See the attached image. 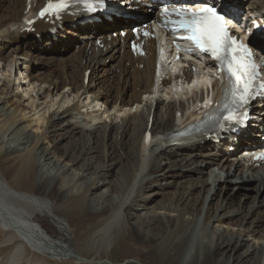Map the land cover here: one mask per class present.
<instances>
[{
	"label": "bare ground",
	"instance_id": "bare-ground-1",
	"mask_svg": "<svg viewBox=\"0 0 264 264\" xmlns=\"http://www.w3.org/2000/svg\"><path fill=\"white\" fill-rule=\"evenodd\" d=\"M247 6L260 12L264 0H249ZM24 10L25 0H0V131L8 137L3 134L0 137V248L8 247L2 264H51L70 261V257L79 254L94 257L93 263L102 264L110 258L114 246L126 264L131 259L137 262L146 257L153 264H184L185 243L193 235L190 226L202 215L191 194L198 190L205 198L213 189L212 197H221L229 184L231 192L240 196L237 211H226L233 205L234 197L225 206L217 205L216 216L209 214V210L205 213L204 236L187 264H264V237L258 236L263 242L255 243L249 239L252 236L256 239L254 230L243 234L245 230L222 229L242 213L245 216L238 226L243 225L248 215L260 212L264 215V167L244 166L235 159H227L223 153H215L205 137L178 141L175 145L166 140L174 133L177 108L182 109L186 103L185 99L178 102L174 98L186 93L176 85L169 90L170 83H165L164 90L152 91V49L146 61L134 59L124 49L120 53L118 39L110 43L118 54L96 49L94 39L101 29L108 27L105 22L76 26L73 31L57 32L53 38L47 35L48 25L38 23L36 33L41 39L36 41L33 34L22 32ZM71 44L77 47L76 53L64 58L72 49ZM63 50L65 54H61ZM106 59L110 60L109 65L105 64ZM37 63L41 67H36ZM139 64L144 65L143 69L138 68ZM87 70L90 72L84 84ZM25 80L27 83H23ZM191 93L197 94L189 88L188 94ZM159 94L165 100L156 99ZM82 96L92 98L86 108L93 104L97 112L100 107L104 110L93 115L86 109L83 114ZM165 101L172 105L162 115L157 109ZM30 113L37 116L35 120L28 118ZM77 115L92 123L110 122L105 128L108 127L111 145L100 137L91 143L76 133L81 130L79 121L67 125H56L53 121L75 119ZM151 116L153 138L148 145L143 144V136ZM113 119L123 120L125 130L120 133V144L119 128ZM55 127L63 132L55 137L60 140L69 137L71 149L68 145L60 148L53 141L50 144L55 145H49L48 133ZM73 134H79L78 138L73 139ZM97 156L101 162L90 169V161ZM228 165L229 170L230 166L235 169L233 179L226 174ZM212 167L219 172L209 173ZM111 173L115 174L112 182L107 180ZM152 175L159 176L149 181L151 191L159 189L162 180L167 187L171 182L166 180L176 179L179 184L173 185H178L183 193L168 203L151 204V199L140 198L130 206L132 213L127 210L129 207L122 210L136 180ZM156 195L158 192L152 197ZM200 206L203 207V200ZM43 217L58 224L62 241L44 229ZM262 217L256 223L264 220ZM78 219L88 228L75 246L70 225ZM84 263L75 260L73 264Z\"/></svg>",
	"mask_w": 264,
	"mask_h": 264
},
{
	"label": "rangeland",
	"instance_id": "rangeland-1",
	"mask_svg": "<svg viewBox=\"0 0 264 264\" xmlns=\"http://www.w3.org/2000/svg\"><path fill=\"white\" fill-rule=\"evenodd\" d=\"M65 53L66 52H61V54H65ZM67 53L68 54L63 56L64 58H68L71 55V51H69ZM21 64H23L22 61H20L19 65H21ZM36 67H38V68L41 67V64L37 63ZM23 68H24V65H21V69H23ZM23 83H27V81L25 80ZM90 101H91V99H87L85 96H82L81 100H80V102H81V104L83 106L88 105V103H90ZM23 105H25V102H24ZM168 105H172V103L167 102V101L161 102V104L158 106L157 111L161 112V114L164 115ZM91 106H93V105H91ZM175 106H177V105H175ZM94 108H96V107H94ZM94 108H91L92 109V111H91L92 113L91 114H93V115L99 114V113H97V110L94 109ZM54 109L52 110V112L54 111ZM86 109H88V108H84L83 110H81V112L82 113L86 112ZM33 114L34 113H30V115H28V118L30 117L32 120H35V118L37 116H33ZM50 114H51V112H50ZM140 114H138L136 116L138 117V116H140ZM121 117L124 118L123 116H121ZM53 121H55L54 124H56V125H62V124L63 125H67L68 122L79 121V125L81 127V130H78V132H76V133H80V135L83 138H86L91 143L93 141H95L97 139V137H100V138H104V142L106 143V145H111V139H109V136H108L109 133H108V130H107L108 127L105 128V126L109 125L110 122H105L104 123V121H101L100 123H98L97 125L94 126L92 124L93 121L90 122L89 119H86V118H84V116H81V115H77L75 119L63 118L60 121H58V118H56ZM107 121H109V120H107ZM111 121L113 123H115V126H116L117 129L119 128V135L117 136V143L120 144L121 138H122L120 133L121 134L124 133V130H125L124 129V125H122L123 120L122 121L117 120L115 122V120L113 119ZM94 123H96V122H94ZM52 130H54V133H52ZM59 133H63V132H58V127H55L54 129L50 128L49 133H48L49 134V145L52 147L55 144H59L60 148H64L67 145L68 146L71 145V144H69L70 143V141H69L70 138L69 137L66 138V139H63V140H60V138L55 137V135H57ZM2 134H3V132L0 131V137H1ZM113 134H112V136H113ZM52 135H53V137H52ZM78 135L79 134H73V136H74L73 139H75V138L77 139ZM2 136L3 137H5V136L7 137V134L4 133ZM126 139H127V137H126ZM51 141L56 142V143L51 145L50 144ZM69 149H71V146H69ZM98 150L101 151V147ZM88 156L89 157H93V155H91V154H89ZM187 159H189V158L187 157ZM162 161H164V160H162ZM90 162H91V168L90 169H92V168L98 166V164L101 162V160H100V157L97 156L96 158L92 159ZM227 167H229V165ZM209 169H210L209 173H211V171H213V170L219 172L218 168H216V167H212V168H209ZM221 170H224V169H221ZM226 171H227V173H226L227 176H230V179L231 178L233 179L232 175H234L235 171H232V172H231V170L229 172H228V170H226ZM250 174L251 173L249 172L248 175H250ZM110 176L107 178V180L112 182V179L115 176V174L111 173ZM157 176H159V175L146 176V177H144V180L142 179L143 176L140 177L139 179H137L136 182H135V186L133 188V191H132V193L129 196L127 204H126L125 207L122 208V210L124 208H126V207H129V209H127V210H129V213H132V208L130 206L134 203L133 202L134 200L138 201L140 198L144 199V200H148V201H149V199H151V201H150L151 204H156L159 201L160 202L163 201L165 203H168L174 197L176 198V196H179V193H183V191H184L183 189H179L178 185H173L174 182H178L176 179H174V180H166V181L171 182V185L167 186V187L164 186L166 182L162 180L160 183H158V185H160L159 189H161V190L155 189L154 191H151L152 189L148 188L149 187L148 183H149L150 180L152 181V179H154V177H157ZM244 176L245 175H242L241 177H244ZM224 177H226V176H224ZM223 180H225V179H223ZM178 184H179V182H178ZM153 185H155V184H153ZM231 186H232V184L231 185L230 184L227 185V187L223 191L221 197L218 196V197L213 198L212 197L213 194H214L213 189H211L208 197H205V198L202 196V194H198L197 193L198 190H194L193 193L191 194V196H192L191 199L193 201L196 200V202H197L195 207L197 209H202V215L199 217V219L197 218V221H195L193 223V225L191 224V226H190L192 228L193 235L191 236L189 241L187 243H185V249L186 248L187 249H186V252H185L186 253V257L184 258V262H183L184 264H187V262L189 261V259L191 257V254L194 252L196 246L198 245V241L201 240V238H202L201 236H204V232H203L202 228H203V223L205 222V220H204L205 213L209 210V212H210L209 214H213V215L215 214V216H216V214H218V212L217 213H214V212H215V209H216L217 205H221V203H222L225 206L226 203L231 198L233 199L234 197H235V201L232 202L233 205L231 207H228V209L226 211H229L230 213H232L234 211H237V209H238L237 208L238 207V201H239L238 199L240 198V196H235V192H231ZM154 192H158V195L152 197ZM112 196H115V194H112ZM202 200H203V207L200 206ZM246 202H247V204H246V206H247L249 201L246 200ZM191 204L193 205L192 202L189 203L190 206H191ZM139 205L142 206V204H140V203H139ZM241 205L243 206V203H241ZM262 211L264 212V210H262ZM243 216H245V213H242L239 218L238 217L234 218L232 220V222H229L230 225L222 226V229H225V230L228 229L229 231H233V232H237V231H240V230L241 231L245 230V232H243V234H247V232L249 234L250 232H252L254 230L253 235H255L256 239H254L253 236L250 237L249 239L251 240V242H255V243L263 242V239L258 238V236L259 237L260 236L264 237V220L256 223V221L258 220V217L261 218L262 216H264V215H262V212H260L258 214H255L252 217L250 215H248L249 217L247 216V218L243 221V223H242L243 225L242 226H238V224H239V222H240V220L242 219ZM185 219H189V218L186 216ZM81 221H82L81 219L75 220V222H73L70 225V227H71L70 230L72 231V232L70 231L71 235H72V242H73V245H75V246L77 245V243L81 239V234L85 233L87 228H88V226H85V224L82 223ZM134 221H135V219H133V222ZM131 223H132V221H131ZM41 224L43 225L44 229L51 236H53L54 238H57L59 241H62V237L58 233V230H57L58 224H55L52 221V219L43 217V218H41ZM63 224H64V222H63ZM232 225H235V227H233ZM257 233H258V235H257ZM115 234H111V235L114 236ZM114 247L110 250V253H111L110 258L106 262H103L102 264H126L125 261H124V258L121 257L120 252L117 251L116 248L114 249ZM241 250H243V249H241ZM7 252H8V247L0 248V260H1L0 264H2V260L6 256ZM79 256H81L82 259H80ZM79 256H75L74 258L70 257L71 258L70 261H68V260L60 261V262H52L51 261V264H73L75 262V260H77V261L80 260L82 262L85 261V263L91 262L92 264H97L96 262L93 263L94 257H85V255H83V254H79ZM143 258H145V257H143ZM142 260L140 258L136 262V261H133L131 259V261L128 264H142V262H145L146 264L147 263L148 264H153V263H150L151 261H149V259L147 257L145 259H142ZM88 264H90V263H88Z\"/></svg>",
	"mask_w": 264,
	"mask_h": 264
},
{
	"label": "snow or ice",
	"instance_id": "snow-or-ice-1",
	"mask_svg": "<svg viewBox=\"0 0 264 264\" xmlns=\"http://www.w3.org/2000/svg\"><path fill=\"white\" fill-rule=\"evenodd\" d=\"M85 3L103 6L104 0H85ZM68 4L69 0H55V3L49 0L48 6L41 9L39 14L45 16L52 12L56 15L66 9ZM227 7L226 3L221 6L205 3L197 11H174L178 16L184 17L181 28L190 31L187 39L193 41L201 52L210 54L219 62L220 70L228 74L232 107L223 119L229 123H242L243 113L237 110L243 109L256 95L258 72L252 59V48L239 42V38L230 32ZM164 12L167 13L168 9H164Z\"/></svg>",
	"mask_w": 264,
	"mask_h": 264
}]
</instances>
